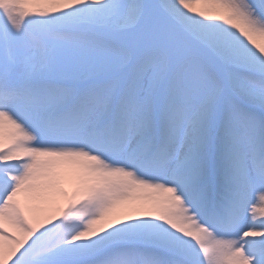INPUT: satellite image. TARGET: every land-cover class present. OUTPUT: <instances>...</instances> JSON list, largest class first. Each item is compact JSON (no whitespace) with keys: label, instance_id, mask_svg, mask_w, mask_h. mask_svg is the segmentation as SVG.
<instances>
[{"label":"snow or ice","instance_id":"obj_1","mask_svg":"<svg viewBox=\"0 0 264 264\" xmlns=\"http://www.w3.org/2000/svg\"><path fill=\"white\" fill-rule=\"evenodd\" d=\"M0 264H264V0H0Z\"/></svg>","mask_w":264,"mask_h":264}]
</instances>
